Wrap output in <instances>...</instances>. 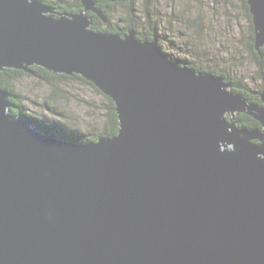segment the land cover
<instances>
[{
  "label": "water",
  "instance_id": "95a60500",
  "mask_svg": "<svg viewBox=\"0 0 264 264\" xmlns=\"http://www.w3.org/2000/svg\"><path fill=\"white\" fill-rule=\"evenodd\" d=\"M246 3L259 51L264 0ZM82 6L56 17L0 0V71L77 75L118 119L112 138L65 141L13 115L0 89V264H264V92L249 103L156 41L91 31L88 12L105 18ZM238 8L224 71L256 90ZM237 114L261 130L238 128Z\"/></svg>",
  "mask_w": 264,
  "mask_h": 264
},
{
  "label": "rangeland",
  "instance_id": "374dc122",
  "mask_svg": "<svg viewBox=\"0 0 264 264\" xmlns=\"http://www.w3.org/2000/svg\"><path fill=\"white\" fill-rule=\"evenodd\" d=\"M128 2L132 4L134 14L139 18L137 21L140 26L136 28L139 32L140 27H144L147 21L143 14L147 1L128 0ZM153 3L156 4L157 11L163 15L156 16L158 12L152 10L150 21L154 26L162 22L164 27L169 26L167 30H173L172 34L168 33L170 44L167 43V45L174 59L182 58L196 62V55L198 57L200 51L205 55L199 58L203 61V63L199 61L202 64L199 65L215 72H224L239 9L238 0H149L147 8L152 9ZM115 5L120 7L122 3ZM168 14H175L181 19L168 21L166 17ZM115 15L125 17L123 9L120 8ZM195 23L199 24L200 30L192 28ZM176 31L181 35L179 33L177 35ZM197 31H199V37L195 33ZM14 85L16 91L25 97V111L28 114L37 109L36 103L42 104L48 100L49 106L65 112L69 117L68 123L71 126L75 125L81 131L88 129L100 131L106 123V99L99 91L82 81L53 79L50 84H47L36 77L21 75L14 81ZM44 113L47 114V112ZM51 118L58 119L54 116Z\"/></svg>",
  "mask_w": 264,
  "mask_h": 264
},
{
  "label": "trees",
  "instance_id": "16d2710c",
  "mask_svg": "<svg viewBox=\"0 0 264 264\" xmlns=\"http://www.w3.org/2000/svg\"><path fill=\"white\" fill-rule=\"evenodd\" d=\"M41 3H44L50 7L53 8V15L57 17V15L62 14V13H79L83 11V6H82V0H37ZM95 3V7L97 9L104 8L106 2L110 1L113 3H122L123 7V12L125 14L124 17V24L128 26L129 28H133L134 24V19L136 16L134 14V9L132 4H129L128 0H92ZM147 3H145L143 14L146 17V23L144 24V27L140 28L139 34L136 35V39L140 42H147L151 41L152 39L148 38L150 37L149 31H150V11L152 9L147 8V4L149 0H146ZM242 1V6L243 10H245V17L248 21L249 27H250V33H249V38L247 42V53L250 55L252 63L255 66V72L252 75L251 79L255 82L258 83V88L256 90H252L248 87V85H245L241 82H243L241 79H238V81H234L230 74L226 71L222 72H215L212 71L211 69H205L203 68L200 62L201 61V56L204 57L205 54H202L200 51L198 52V57L196 55V62L194 61H187L182 58L179 59H174L172 56H169L170 59L175 60L178 63V66L180 67H187L189 69L194 70L195 72H200V73H208L213 75L214 77H219L222 78L224 82L229 84L230 91L235 94V95H240L243 99H245L249 103L253 104H260L259 100V93L264 92V49L261 48L259 51H256L254 47V31L252 27V22H251V16L248 11V5L246 3V0H241ZM124 5V6H123ZM102 20V19H101ZM93 20L92 25L90 26V30L94 31L96 33H108L109 34H115L114 32H111L110 30L105 32L101 28V22H104L103 20ZM193 24V23H192ZM191 24V25H192ZM155 27V26H153ZM192 28H198L200 30L199 24L195 23ZM154 29V28H153ZM136 30V29H135ZM125 34L128 33V31H124ZM155 32V31H154ZM153 32V33H154ZM196 35L199 37V31L195 32ZM148 37H146V36ZM123 37V36H121ZM197 37V38H198ZM159 48L161 50L163 47L159 45ZM182 51V49H179ZM167 53V52H165ZM200 61V62H199ZM201 64V65H199ZM31 73H26L24 71H18V70H13V69H4L3 71H0V89L5 90L9 94V102L11 104L10 107V112L15 115V116H22L29 122H32L36 124L37 128L42 131L44 134L56 137V138H61L65 141L69 142H77V143H94L98 139L102 138H112L114 137L117 132H118V119L115 111V106L112 100L106 96H104L94 85L91 83L87 82L83 78L73 75V76H66L62 74H52L51 72H48L47 70L32 66L29 68ZM21 75H26V76H31V77H36L37 79L41 81H45L47 84H50L53 79H67V80H78L82 81L85 84L91 86L95 90L99 91L103 97L106 99V105L105 109L107 110V119L106 123L102 126V129L100 131H96L93 129H88L81 131L79 128H77L75 125L72 124V126L68 123V118L66 113L63 112L62 110H59L56 107L49 106L48 100H45L44 103L42 104H35V111L32 113L28 114L25 109V97L22 96V94L19 91H16L14 81ZM241 81V82H240ZM44 112H47L45 114ZM42 113V115H41ZM51 116L58 117V119L51 118ZM226 118L227 115H225ZM234 121L236 123V126L240 129H247L250 131H256V130H261V127L259 123L254 120L253 118L244 115V114H239L234 116Z\"/></svg>",
  "mask_w": 264,
  "mask_h": 264
},
{
  "label": "flooded vegetation",
  "instance_id": "af4514ba",
  "mask_svg": "<svg viewBox=\"0 0 264 264\" xmlns=\"http://www.w3.org/2000/svg\"><path fill=\"white\" fill-rule=\"evenodd\" d=\"M118 8H120L122 10L123 7H118L115 5V3L108 1V2H106L104 8L99 9L105 18V21L101 22V24H102L101 28L103 30H105V32L110 30L111 32H114L116 35H120V36H124L125 35L124 31H126V30L127 31H134L136 35L139 34V32L137 30H135L136 28H139V26H140V25L138 26L139 22L137 21V19H139V18L138 17L133 18L134 19V24H133L134 27L129 28L128 26H126L124 24L123 16L119 15V17H116L115 13H116ZM152 8H153L152 10L158 12L157 8H156V4L153 3ZM162 15L163 14L161 12H158L156 16L162 17ZM87 16L91 20V25H92L93 20H101L94 12H88ZM166 17H167L168 21H171L173 19H181V18H177L175 14L174 15L168 14V15H166ZM140 24H141V21H140ZM149 25H150V31H149L150 37H148L146 35L145 36L152 39L151 41H156L158 46L161 45V47H163L162 48V49H164V50H162L163 52H167L168 56L173 57V55L170 53L169 46L167 45V43L169 42V40H168L169 34L168 33L172 34L173 30H167L169 28V26H168V28L164 27V24L162 22H158V24H155V27H153L154 26L153 22L150 21ZM144 29H145V27H144ZM170 29H172V27H170ZM176 33H177V35H178V33H179V35H181L180 32L176 31ZM168 44H170V43H168Z\"/></svg>",
  "mask_w": 264,
  "mask_h": 264
}]
</instances>
